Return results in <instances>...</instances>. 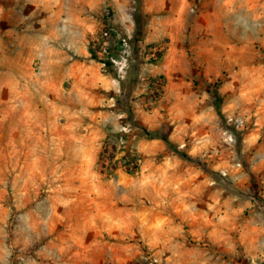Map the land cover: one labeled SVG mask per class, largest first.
<instances>
[{
  "label": "rangeland",
  "instance_id": "374dc122",
  "mask_svg": "<svg viewBox=\"0 0 264 264\" xmlns=\"http://www.w3.org/2000/svg\"><path fill=\"white\" fill-rule=\"evenodd\" d=\"M135 6L0 0V264H264V0H141L133 99L205 169L135 130L128 173L105 157L135 55L118 78L89 44L108 10L131 38ZM198 73L223 78L224 121Z\"/></svg>",
  "mask_w": 264,
  "mask_h": 264
},
{
  "label": "trees",
  "instance_id": "16d2710c",
  "mask_svg": "<svg viewBox=\"0 0 264 264\" xmlns=\"http://www.w3.org/2000/svg\"><path fill=\"white\" fill-rule=\"evenodd\" d=\"M135 2L136 6L132 11V18L135 27L131 38H127L124 29L111 20L112 12L108 10L104 14V28L101 34V36L103 37V41H108V44L102 48L104 49L103 55L100 56L98 54L99 51H96V49H94L91 43L89 44L91 58H94L103 63L104 69L106 71L112 72V74L118 78H120V73L117 71V68L115 67L112 59L120 56L123 49V39H126L130 42L133 54L135 55V58L130 61L129 67L127 69L126 80L122 81L124 84L123 87L125 89V110L127 111L128 120L131 125V128L128 132L119 131L116 133H112V135L110 134L116 140L120 138L123 139L125 143L118 149L115 145L112 146L111 150H108V152L107 146L105 145L103 150L104 153L107 152V156L105 158L106 160H108L109 163H113V167H116V165L120 163L124 167L125 171L128 173H134L138 171L140 165V157L135 148L133 139L135 130H138L147 137L163 139L169 148L178 152L182 157L197 162L202 168L205 169L204 163L201 162L197 156H192L182 149H177L176 144L169 137V124L162 123L156 128H148L139 123V121L135 118L133 111L131 110L130 100L132 96V91L138 82V70L136 68L138 64V43L140 42L143 26L145 24L144 13L141 8V0H135ZM192 83L199 90L207 92L209 96V104L213 106L219 118L224 121L225 117L222 112L224 97L218 91V88L223 83V78L217 77L214 80H208L201 73H198L195 77H193ZM117 152L121 153L118 158L114 159V156Z\"/></svg>",
  "mask_w": 264,
  "mask_h": 264
},
{
  "label": "crops",
  "instance_id": "0c3cea01",
  "mask_svg": "<svg viewBox=\"0 0 264 264\" xmlns=\"http://www.w3.org/2000/svg\"><path fill=\"white\" fill-rule=\"evenodd\" d=\"M133 23H134V21H133ZM134 27H135V25H134ZM104 81H106V80H104ZM136 86L134 87V89L132 91V99L130 100L131 101L130 107L134 113L135 118L139 121L140 124H142L143 126H146V127H148L150 125H153V126L158 125V123L156 124L155 122H152V124H151L152 119H151V115L149 114V112H152V114H154V109L144 110L143 108L139 107L138 101L135 98L133 99V96L135 95V92H136ZM164 88H165L164 98H168L169 96H178L179 95L178 91L177 92L176 91H173V92L169 91L168 86H166V87L164 86ZM142 97L144 98L143 100L147 99V97L145 95H143ZM139 103H140V101H139ZM123 113H125V111H122L121 109H117V111L110 109V110L99 112L98 116L100 119L107 120L110 124L117 126L119 121H120L119 118H121Z\"/></svg>",
  "mask_w": 264,
  "mask_h": 264
},
{
  "label": "built area",
  "instance_id": "2783aa9c",
  "mask_svg": "<svg viewBox=\"0 0 264 264\" xmlns=\"http://www.w3.org/2000/svg\"><path fill=\"white\" fill-rule=\"evenodd\" d=\"M126 46H127V41H126V39H123V49H122V52H121L120 56L117 57V58H113V59H112L113 62H115V63L117 64V67H118V70H119V71H122V70L124 69L125 65H126V59H125V57H124V53H123V52L125 51V49H126ZM130 128H131V125H129V124H126V125H122V126H121V129H122L123 131H129ZM119 140H120V142H121V145L117 146V149H118L119 147H121V146L125 143V141H124L123 139L120 138ZM120 153H121V152H117V153L115 154V156H114V159H115V158H118L119 155H120Z\"/></svg>",
  "mask_w": 264,
  "mask_h": 264
}]
</instances>
